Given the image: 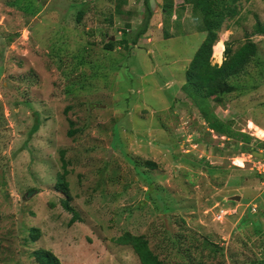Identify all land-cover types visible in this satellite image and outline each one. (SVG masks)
<instances>
[{"label": "rangeland", "instance_id": "obj_1", "mask_svg": "<svg viewBox=\"0 0 264 264\" xmlns=\"http://www.w3.org/2000/svg\"><path fill=\"white\" fill-rule=\"evenodd\" d=\"M120 1L0 0V264H39V249L63 264H142L118 240L127 233L167 264H264V172L254 168L264 158L249 152L264 153V35L252 34L264 0H241L212 55L222 64L226 42L257 45L230 79L236 89L212 100L253 137L248 149L209 129L182 90L206 36L195 6L155 0L138 42L106 50L147 21L148 0H127L118 14ZM67 198L81 220L71 223Z\"/></svg>", "mask_w": 264, "mask_h": 264}, {"label": "trees", "instance_id": "obj_2", "mask_svg": "<svg viewBox=\"0 0 264 264\" xmlns=\"http://www.w3.org/2000/svg\"><path fill=\"white\" fill-rule=\"evenodd\" d=\"M186 3L193 4L197 13L201 14L203 18L202 29L206 32V36L197 49L195 55L191 59L185 72V81L182 85V90L186 93V96L190 98L197 108L199 109L202 117L207 123L209 129L214 130L221 136L228 138H235L246 144L245 149H248L253 140V137L241 131L239 128L234 127L233 122L221 119L212 106V100H215L219 105L223 103V97L225 94H229L236 89V86L230 82L232 77L238 76L244 68L247 66L252 56L257 53V45L252 38L241 44L237 49H233L230 43L226 42L225 58L222 64L212 62L213 48L217 46L219 34L223 30V26L229 19H233L240 12L241 0H184ZM127 0H121L117 7V13L123 12L122 5L126 4ZM165 15L172 14L173 3H167L163 7ZM84 11H80L78 14V20L80 21ZM153 15V11L150 5V0L147 2V21L144 26L137 32H129L125 30L121 36V39L112 41V39L105 45L106 50H114L116 42L125 45L127 47L129 40H132V44H136L141 35L147 32L149 26V20ZM129 27L130 24H127ZM129 30V28H128ZM253 35H264V22L257 20L254 25ZM170 33L166 31L165 37H170ZM215 56L219 59L220 54L214 51ZM70 129L68 131L69 136H73L76 132L74 129V121L69 119ZM258 131L259 127L254 123H250V127ZM249 152L253 150L252 147ZM254 149H256L254 147ZM252 150V151H251ZM155 165L154 163H149ZM65 165V163H64ZM57 187L60 191L67 194L70 198L69 186L65 181V176L61 175L58 181ZM64 199V207L72 212L73 217L71 223L81 220L80 214L77 210L70 205V199ZM32 239L35 241L40 237V229L32 228ZM174 239L173 244L179 254L189 252V249L183 250L182 244H178V239ZM121 242L129 243L133 246L135 252L139 256L142 264H167L164 260L160 259L149 245L148 239L142 235H132L131 233L125 234L118 239ZM207 244H210L206 240ZM2 249V239L0 236V252ZM216 252L217 249H212ZM34 255L39 264H63L60 259L51 251L39 249L34 252ZM198 264H204L203 261H199Z\"/></svg>", "mask_w": 264, "mask_h": 264}, {"label": "water", "instance_id": "obj_3", "mask_svg": "<svg viewBox=\"0 0 264 264\" xmlns=\"http://www.w3.org/2000/svg\"><path fill=\"white\" fill-rule=\"evenodd\" d=\"M154 4H155V0H151L150 5H151V8H152L153 10H155V5H154ZM111 38H112V40H113L115 37L112 36ZM117 38H118V39H121V36H118ZM252 154L255 155L256 157L264 158V153H262V152H259V151L254 150V151H252ZM32 193H33V191H31V192L29 193V196H30V194H32ZM235 199H239V196H237V198L235 197Z\"/></svg>", "mask_w": 264, "mask_h": 264}, {"label": "built area", "instance_id": "obj_4", "mask_svg": "<svg viewBox=\"0 0 264 264\" xmlns=\"http://www.w3.org/2000/svg\"><path fill=\"white\" fill-rule=\"evenodd\" d=\"M254 168L257 172H260V173H263L264 172V165L261 164V162H259L258 164H254ZM258 208H259V205L258 204H255L253 209H254V212H257L258 211ZM226 213V211H221V213ZM224 213V214H225ZM222 215H220L221 217Z\"/></svg>", "mask_w": 264, "mask_h": 264}]
</instances>
